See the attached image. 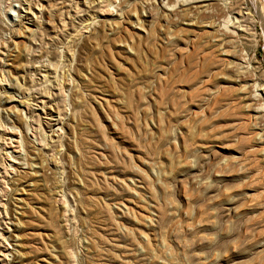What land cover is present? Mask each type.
<instances>
[{
  "label": "rangeland",
  "instance_id": "obj_1",
  "mask_svg": "<svg viewBox=\"0 0 264 264\" xmlns=\"http://www.w3.org/2000/svg\"><path fill=\"white\" fill-rule=\"evenodd\" d=\"M0 264H264V0H0Z\"/></svg>",
  "mask_w": 264,
  "mask_h": 264
}]
</instances>
